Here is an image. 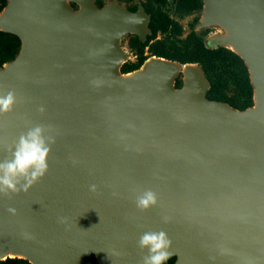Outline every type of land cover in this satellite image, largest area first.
Masks as SVG:
<instances>
[{
  "label": "water",
  "instance_id": "obj_1",
  "mask_svg": "<svg viewBox=\"0 0 264 264\" xmlns=\"http://www.w3.org/2000/svg\"><path fill=\"white\" fill-rule=\"evenodd\" d=\"M151 18L143 3L96 0H8L0 12V30L21 39L0 65V97L15 95L0 162L36 126L53 141L43 177L0 193V261L143 264L140 237L163 231L174 264H264V0H204L203 23L229 32L207 46L249 68L245 110L210 99L198 63L154 55L122 72V38L146 41ZM148 191L156 203L138 207Z\"/></svg>",
  "mask_w": 264,
  "mask_h": 264
},
{
  "label": "trees",
  "instance_id": "obj_2",
  "mask_svg": "<svg viewBox=\"0 0 264 264\" xmlns=\"http://www.w3.org/2000/svg\"><path fill=\"white\" fill-rule=\"evenodd\" d=\"M103 6V0H96ZM8 0H0V12ZM177 9L182 13H190L200 7L197 0H176ZM145 5V4H144ZM152 14L149 26L152 33L146 41L134 36L130 48L136 61L128 60L122 65V72L127 73L140 68L151 56L165 57L181 63H198L202 66L210 88L207 95L210 99L220 100L245 110L254 105V87L251 82L249 68L243 57L226 46L208 47L204 34L193 32L188 39L181 42L176 39L181 27L167 15L157 17L153 10L145 5ZM160 37V35H162ZM21 49V39L16 34L0 30V65L15 59ZM177 78L176 85H182ZM175 257L164 264H174ZM0 264H32L21 257H8Z\"/></svg>",
  "mask_w": 264,
  "mask_h": 264
},
{
  "label": "clouds",
  "instance_id": "obj_3",
  "mask_svg": "<svg viewBox=\"0 0 264 264\" xmlns=\"http://www.w3.org/2000/svg\"><path fill=\"white\" fill-rule=\"evenodd\" d=\"M15 102L13 92L0 97V113L11 111ZM51 138L48 140L43 136V128L36 126L26 134L21 135L15 144L12 153L13 158L0 162V193L8 195L9 192L18 193L27 189L39 178L43 177L48 169L47 157L50 152ZM21 179L26 183L17 187ZM156 203L155 195L148 191L138 198L137 206L147 208ZM13 211L14 209H9ZM138 246L147 248L148 254L143 258V264H164L170 258L171 240L163 231L143 234Z\"/></svg>",
  "mask_w": 264,
  "mask_h": 264
},
{
  "label": "rangeland",
  "instance_id": "obj_4",
  "mask_svg": "<svg viewBox=\"0 0 264 264\" xmlns=\"http://www.w3.org/2000/svg\"><path fill=\"white\" fill-rule=\"evenodd\" d=\"M197 1L200 4V7L190 13L180 12L177 9L176 0H103V5L110 3H121L132 10H136L141 3L148 5L153 10V15L160 17L165 14L174 21L178 22L181 29L179 33L176 34V39L180 44L182 41L188 39L193 32H196L199 35L204 34L205 42L208 45H210V38L212 36L228 35L229 32L227 31V29L219 23H203L204 0ZM73 5L76 9L78 8V5L76 3H74ZM134 36L135 34L128 33L121 40V46L123 47V49L131 53L129 57V60L131 61H136V56L133 54V51L130 48V41ZM161 36H163V34L160 35V37ZM180 67L182 68L181 65ZM141 69H144V66H142ZM183 77L184 74L181 72L179 78L183 79Z\"/></svg>",
  "mask_w": 264,
  "mask_h": 264
},
{
  "label": "bare ground",
  "instance_id": "obj_5",
  "mask_svg": "<svg viewBox=\"0 0 264 264\" xmlns=\"http://www.w3.org/2000/svg\"><path fill=\"white\" fill-rule=\"evenodd\" d=\"M10 255H11V256H14V255H16V254L13 253V254H10ZM20 255H21V256H26V255H24V254H20Z\"/></svg>",
  "mask_w": 264,
  "mask_h": 264
}]
</instances>
